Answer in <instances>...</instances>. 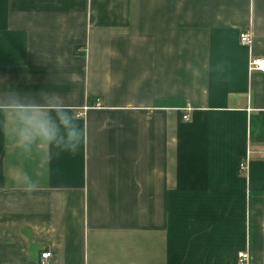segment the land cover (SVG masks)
<instances>
[{"label":"crops","instance_id":"1","mask_svg":"<svg viewBox=\"0 0 264 264\" xmlns=\"http://www.w3.org/2000/svg\"><path fill=\"white\" fill-rule=\"evenodd\" d=\"M255 57L264 0H0V95L80 133L25 149L0 111V264H264Z\"/></svg>","mask_w":264,"mask_h":264},{"label":"clouds","instance_id":"2","mask_svg":"<svg viewBox=\"0 0 264 264\" xmlns=\"http://www.w3.org/2000/svg\"><path fill=\"white\" fill-rule=\"evenodd\" d=\"M0 111L15 124L13 139L27 149L37 140L76 151L80 133L70 109L63 102L44 94L42 102L26 101L14 93L0 95ZM54 114V115H53Z\"/></svg>","mask_w":264,"mask_h":264},{"label":"built area","instance_id":"3","mask_svg":"<svg viewBox=\"0 0 264 264\" xmlns=\"http://www.w3.org/2000/svg\"><path fill=\"white\" fill-rule=\"evenodd\" d=\"M240 40L241 43L244 45H249L251 43V37L249 33H242L240 36ZM249 71L253 72V71H258L264 74V57H255V58H251L250 62H249ZM183 119L185 121H188L189 115L186 114ZM247 167V160L242 162L240 165V168L242 170L246 169ZM51 257V253L50 252H46L44 254H42V258H41V264H48V260ZM240 259L246 260L248 255L246 253H241L239 255Z\"/></svg>","mask_w":264,"mask_h":264}]
</instances>
